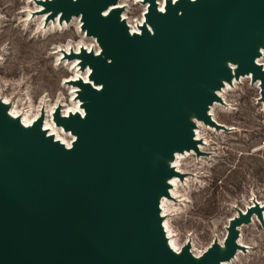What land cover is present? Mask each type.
Wrapping results in <instances>:
<instances>
[{"label": "water", "instance_id": "water-1", "mask_svg": "<svg viewBox=\"0 0 264 264\" xmlns=\"http://www.w3.org/2000/svg\"><path fill=\"white\" fill-rule=\"evenodd\" d=\"M116 1L45 4L49 18L81 14V29L101 49L81 53V67L101 85L77 82L85 115L64 118L59 106L53 113L76 135L70 148L46 136L43 112L24 128L0 101V264H221L235 255L242 224L255 215L264 226V202L251 200L228 221L223 250L214 239L196 260L187 241L175 254L159 193L168 194L176 172L161 158L153 163L156 153L200 152L190 112L226 129L207 113L222 78L251 72L264 96V68L255 62L264 0H166L164 12L150 0L141 34L129 32L120 7L104 14Z\"/></svg>", "mask_w": 264, "mask_h": 264}, {"label": "rangeland", "instance_id": "rangeland-1", "mask_svg": "<svg viewBox=\"0 0 264 264\" xmlns=\"http://www.w3.org/2000/svg\"><path fill=\"white\" fill-rule=\"evenodd\" d=\"M126 2L122 12L128 21L141 20L145 7L136 0ZM38 5L37 0H0V99L18 100L19 108L30 105L35 112L42 99L46 105L55 104L60 97L65 103L70 99L63 81L74 70L57 53L65 47L74 51L77 44L93 49L97 45L94 37L80 30V16L61 26L51 18L41 23L46 10L39 11ZM261 62L264 64V57ZM260 83V79L238 78L222 92L223 97L216 101L215 119L226 129L201 126L206 142L200 149L197 143L200 152L193 150L185 156L177 179L179 192L168 198L173 209L166 217L174 237L181 246L192 242L196 254L214 239H223L225 226L237 209H245L253 198L264 202V96ZM239 235L243 248L231 263L264 264V226L255 215L239 227Z\"/></svg>", "mask_w": 264, "mask_h": 264}, {"label": "bare ground", "instance_id": "bare-ground-1", "mask_svg": "<svg viewBox=\"0 0 264 264\" xmlns=\"http://www.w3.org/2000/svg\"><path fill=\"white\" fill-rule=\"evenodd\" d=\"M48 1H52V0H39V1L37 0V2L39 3L38 7H40V9L38 8L39 11H45L46 10L45 4H47ZM126 1L127 0H117L114 4L109 5V7L104 11V14H106L109 11V9L115 8V7H120L123 10V8L126 7V5L128 4ZM136 1L145 7V10L143 12L141 20H135L133 23H131L128 21L126 14H124L125 11L124 12L121 11V13H120L121 19H123L126 22L128 29H129V32L131 34H133V33L134 34H141V31H142L141 28L145 22V14H146V12L149 8V5H150V3H149L150 0H136ZM173 1H175V0H173ZM165 2H166V0H157V1L155 0V4H156V6L160 12L165 11ZM51 12H52L51 9L49 11H45V13L42 12L43 14H42L41 23H43V22L46 23V21L49 19L48 15ZM60 14H61V11H59L58 15L55 18H51V20H52L51 22L52 23L56 22L59 26H61L62 23H66L67 20H62V21L59 20ZM79 16L81 17V14L72 15L70 20H73L76 18L79 19ZM82 24H83V22H82V19L80 18L79 19V25H82ZM147 26H148V28H150L149 25H147ZM80 30L82 31V33L85 36H87V37L92 36L95 38V36H93V35H88L86 33V29L80 28ZM95 41H96L97 45L95 44L94 49L92 47L87 46L85 43H83V44H77L75 47H73L74 51H71V48L65 47L66 48L65 50L61 49L60 52L58 51L59 53H57L58 59L69 61L70 65L72 66V68L74 70L72 73V76L65 78L63 81L64 87L67 88V90L69 92V96H70L68 103H65L63 100V97H60L59 100H57V102L55 104H47L46 105V100L42 99L40 102V106H39L38 111L35 112L30 108V105L23 107V108H19L20 103H18V100H16V102H14V103H9L7 98H3V99L1 98L0 101L5 105V113L8 117V119H17V120H19L21 126H23L24 128H30L32 126L33 122L38 118L40 113L43 112L44 116H43V120L41 123V128L46 133V136H51V137H53V139L55 141H58V142H60V144H63L65 146V148H70L72 146L73 141L76 138V135L73 134L70 130H65L63 128V126H58L54 121L53 113L55 111V108L57 106H59L60 115L64 118L70 116L71 114H75V113H79L81 117H83L85 115V102L86 101H84L80 98L81 92H83V90H82L83 85H80L77 82H81L82 84H91L96 89H100V87H101V85L95 84L93 82V80L90 78V73L92 71V68L88 64H86V67L84 69L81 67V63H82V54L81 53H82L83 49L87 52L93 51L94 54H98L100 52L101 49H100V46H99L96 38H95ZM258 50H259V54L255 57V62L257 64H260L264 68V64L261 62L262 58L264 57V45L259 44ZM227 63L231 67V70L234 71L235 64H232L229 61H227ZM70 71H72V70H70ZM249 77H251V72L244 74V75H240L239 78L242 79V78H249ZM236 80H237V78H235L234 76L232 77L231 81L225 80L222 78L221 79L222 83H221L220 87L217 89H212V91L218 97H223L222 92L226 91V89L229 88L232 84H234L236 82ZM70 83H72L71 86H69ZM61 99L63 100V103L61 102ZM217 108H218V106H217L216 100H214L211 104L210 103L208 104V109H207V113L211 116V118L216 123H218L215 119V111L217 110ZM189 119H191L195 123V125L192 127L193 139L196 141V143H199L198 146L200 149L201 145L204 142H206L205 141L206 138H205L203 131H202L203 129H201V126H204L203 125L204 122L200 119H197L193 112H190ZM218 124H220V123H218ZM221 126H224V125L221 124ZM212 128H213V126H212ZM68 137H69V139H68ZM207 139H208V137H207ZM193 150L196 151V147H195V149L194 148L183 149L182 151L174 150L172 152V155L169 157H163L160 153H156L155 156L153 157V163H155L159 158H161L162 160H164L166 162V164L169 167L174 168V170L176 172L175 174H173L172 176H170L166 179V182L169 184L168 194L166 195V194L159 193V207H160V215L162 217L161 224H162V227L164 230L166 243L169 246V248L177 255H179L181 253V248L183 245L182 246L179 245V243L176 241V239L174 237L175 233L173 232L172 228L170 227L169 221L166 217V216H169L170 211H172V209H173V208L171 209V205L168 201V198H172V196H174L175 194H177L179 192V190H178L179 188L177 186V184L179 182L177 183V179H178L179 174L183 171V168H182L183 162L182 161L185 160V156L194 152ZM172 187L175 188V190ZM252 200H253V203L257 202V203L262 204V202L258 201L256 198H253ZM244 210L245 209H242L241 211L244 212ZM236 215H238L237 212L231 218H233ZM225 229H226V233H225L224 237H222L223 239L221 241L217 239L219 242L221 250H223L225 248L224 239H225L226 234H227V225L225 226ZM239 236L237 238V243L239 244V247L237 249L238 252L240 250V247L243 245ZM190 244H191L190 251L197 260L200 256V254H196L195 251L193 249H191V247L193 246L192 242H190ZM237 251H236L237 254L235 253L234 259H236L238 256ZM231 259L230 260H222L221 264H230L234 260V259H232V261H231Z\"/></svg>", "mask_w": 264, "mask_h": 264}]
</instances>
